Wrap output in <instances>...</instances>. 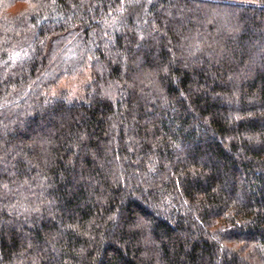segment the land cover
<instances>
[{
	"label": "trees",
	"instance_id": "trees-1",
	"mask_svg": "<svg viewBox=\"0 0 264 264\" xmlns=\"http://www.w3.org/2000/svg\"><path fill=\"white\" fill-rule=\"evenodd\" d=\"M0 264H264V0H0Z\"/></svg>",
	"mask_w": 264,
	"mask_h": 264
},
{
	"label": "rangeland",
	"instance_id": "rangeland-1",
	"mask_svg": "<svg viewBox=\"0 0 264 264\" xmlns=\"http://www.w3.org/2000/svg\"><path fill=\"white\" fill-rule=\"evenodd\" d=\"M93 82L90 65L75 75L62 77L58 83L47 91V96L68 102L82 101L87 96V89Z\"/></svg>",
	"mask_w": 264,
	"mask_h": 264
}]
</instances>
